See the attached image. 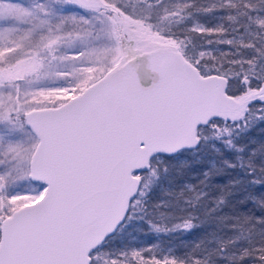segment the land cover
Returning a JSON list of instances; mask_svg holds the SVG:
<instances>
[{
    "label": "snow or ice",
    "instance_id": "obj_1",
    "mask_svg": "<svg viewBox=\"0 0 264 264\" xmlns=\"http://www.w3.org/2000/svg\"><path fill=\"white\" fill-rule=\"evenodd\" d=\"M0 264H264V0H0Z\"/></svg>",
    "mask_w": 264,
    "mask_h": 264
}]
</instances>
